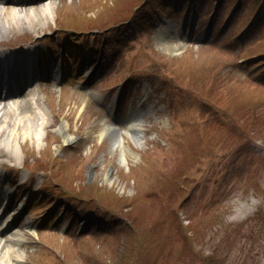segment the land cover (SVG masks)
Returning a JSON list of instances; mask_svg holds the SVG:
<instances>
[{"label": "rangeland", "instance_id": "1", "mask_svg": "<svg viewBox=\"0 0 264 264\" xmlns=\"http://www.w3.org/2000/svg\"><path fill=\"white\" fill-rule=\"evenodd\" d=\"M54 1L52 19L43 29L19 23V28H26L2 42L22 44L42 32L52 37L58 33L68 41V50L93 49L97 57L104 48L107 56L112 55V64L102 61L100 75L81 88L91 67L85 73L79 71V58H70L71 75L59 86L52 83L41 90L46 92L41 103L47 111L42 119L47 121L43 144L21 140L20 160L6 161L7 169L18 163L41 169L50 182L46 192L40 188L32 193V211L19 214L21 225H36L32 230L19 226L25 242L19 248L22 264H223L225 259L229 264H264V2L240 0L235 6L237 0H185L180 11L194 3L198 23L191 36L179 37L175 30L182 26L181 14L172 8L176 0H150L137 17L151 22L153 32L145 30L141 38L137 33L126 40L124 58L118 60L121 42L131 30L125 20L136 13L140 0ZM246 11L263 20L235 36L245 28L240 14ZM188 15L193 17V10ZM183 23L190 31L189 21ZM78 25L85 28L82 36L67 29ZM46 37L39 41L56 48V40ZM117 50L119 55L113 54ZM152 60L160 77L175 81L169 70L175 71L191 79L195 90L190 89L183 111L175 105L164 106L161 85L154 83V92L145 89L151 95L138 110L142 138L137 142L133 135L123 134L124 158L119 161V149L110 145L111 134L101 135L103 126L112 123L106 107L109 101L105 103L103 97L129 74H155L149 67ZM88 93H94V98H88ZM140 97L132 83L116 106L123 132V119ZM144 107L153 112L148 118ZM210 110L217 118L209 115ZM179 111L182 114L176 116ZM206 120L227 125L243 120L246 138L242 136L231 149L217 151L222 141L231 138L224 130L209 149L194 144L192 154L193 126ZM62 122L71 141L64 142L55 131ZM44 148L49 160L38 156ZM184 152L188 160L182 159ZM60 161H70L72 166L69 173L64 170L61 184L51 177L60 172ZM15 172L12 169L11 179L16 178ZM108 172L114 173L116 183L104 181ZM38 175L36 188L44 181V175ZM22 189L23 185L16 189L12 204L23 199ZM30 192L26 191L27 197ZM48 213L49 220L38 218ZM170 220L175 224L169 235ZM87 221L89 229L84 228Z\"/></svg>", "mask_w": 264, "mask_h": 264}, {"label": "bare ground", "instance_id": "2", "mask_svg": "<svg viewBox=\"0 0 264 264\" xmlns=\"http://www.w3.org/2000/svg\"><path fill=\"white\" fill-rule=\"evenodd\" d=\"M47 2V3H46ZM40 5H31L30 9L21 14L12 6L1 7L2 0H0V39H5L11 33H17L20 29H25L26 26L19 28V23H27V28L35 30L36 27L42 28L48 24L51 20L54 8L53 1H46ZM8 31H4L3 29ZM180 46V44H177ZM175 46V47H177ZM35 58L34 56L25 57ZM32 61H34L32 59ZM21 74L16 73L14 81H19ZM20 97V98H19ZM16 100L7 103H0V165L2 166L7 159L19 160V140L29 139L36 144V146L43 144L44 137V124L47 121L42 120L45 117L47 111L46 108H42L38 102L41 99L40 93L37 88H33L28 94L19 96ZM46 119V118H45ZM135 125H128V129L124 131L126 135H133L136 141H139L140 133L135 130ZM63 136V141H71L72 137L68 134V126L66 123H60L55 130ZM110 133L111 148L117 147L120 150L119 161H122L124 152L122 150L123 133L119 129L105 124L102 128L101 135L104 133ZM46 154V153H45ZM72 166L65 164L63 169L66 174L70 172ZM104 181L109 185L116 183L114 173L108 172L105 174ZM3 178L0 172V184L3 185ZM0 192H2L0 190ZM0 193V199L2 197ZM7 196V195H6ZM6 199L7 208H3V212L7 213L1 225H0V264H22V256L19 253V248L24 244L22 230L11 225L12 216L16 214L12 205L10 206L8 198ZM10 209V210H8ZM8 210V211H7ZM14 212V213H12ZM13 214V215H11ZM3 215V214H2ZM12 230V231H11ZM7 231L9 233H4ZM12 232V234L10 233ZM17 248V249H15Z\"/></svg>", "mask_w": 264, "mask_h": 264}, {"label": "trees", "instance_id": "3", "mask_svg": "<svg viewBox=\"0 0 264 264\" xmlns=\"http://www.w3.org/2000/svg\"><path fill=\"white\" fill-rule=\"evenodd\" d=\"M187 84L191 88V90H195V84L191 81V79H187Z\"/></svg>", "mask_w": 264, "mask_h": 264}]
</instances>
